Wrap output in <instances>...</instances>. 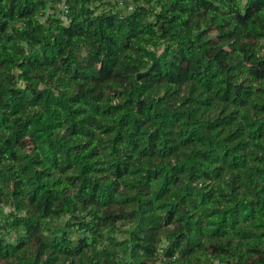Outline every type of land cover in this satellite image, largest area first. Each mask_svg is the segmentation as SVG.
Masks as SVG:
<instances>
[{
    "label": "trees",
    "instance_id": "1",
    "mask_svg": "<svg viewBox=\"0 0 264 264\" xmlns=\"http://www.w3.org/2000/svg\"><path fill=\"white\" fill-rule=\"evenodd\" d=\"M0 264H264V0H0Z\"/></svg>",
    "mask_w": 264,
    "mask_h": 264
},
{
    "label": "built area",
    "instance_id": "2",
    "mask_svg": "<svg viewBox=\"0 0 264 264\" xmlns=\"http://www.w3.org/2000/svg\"><path fill=\"white\" fill-rule=\"evenodd\" d=\"M62 8H64V10H65V5H63Z\"/></svg>",
    "mask_w": 264,
    "mask_h": 264
}]
</instances>
